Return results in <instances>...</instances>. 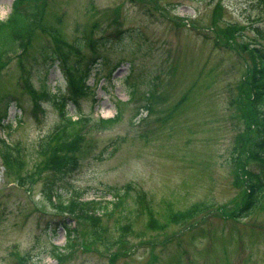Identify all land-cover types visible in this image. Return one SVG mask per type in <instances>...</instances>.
<instances>
[{"label":"rangeland","instance_id":"obj_1","mask_svg":"<svg viewBox=\"0 0 264 264\" xmlns=\"http://www.w3.org/2000/svg\"><path fill=\"white\" fill-rule=\"evenodd\" d=\"M42 11L44 30L0 66V122L12 123L0 131V264H264V191L246 206L247 178L264 175L248 100L264 1L43 0ZM84 41L65 68L85 57L93 69L67 106L83 117L72 124L44 93L68 81L41 50ZM56 192L121 202L73 218Z\"/></svg>","mask_w":264,"mask_h":264},{"label":"trees","instance_id":"obj_2","mask_svg":"<svg viewBox=\"0 0 264 264\" xmlns=\"http://www.w3.org/2000/svg\"><path fill=\"white\" fill-rule=\"evenodd\" d=\"M42 2L43 0H13L11 10L7 17L5 19H0V66L6 62L5 59L7 55L11 52H15L16 54L14 55H18L19 50L23 52L31 41L33 34L44 30L42 24ZM88 43L89 42L85 41L83 43L79 42L76 43V46L80 48ZM59 46L63 48L64 52L58 48L53 50L50 47H43L41 55L43 56L44 64H46L47 67L56 65L68 81L67 93L59 94L58 99H55L57 100L56 102L60 111L61 120L72 124L79 123L83 120L82 117L79 115L78 119L74 120L68 114L66 106L68 103L77 105V95L85 92L84 84L89 72V66L87 67L84 65L85 57H79L75 59L73 70H66L65 68L68 64L67 59H69V55L78 49H74L69 44L64 46L63 42H61ZM249 54L251 68L248 77V90H250L251 93L248 100L251 102L255 116L260 118L264 127V48L259 47L258 45L251 46L249 48ZM76 72H78V74ZM130 86L133 89V85L131 84ZM12 101L13 99L9 98L7 105ZM115 117L117 118L118 115ZM114 118L105 119L103 122L110 123L114 121ZM3 126L6 125L0 122L1 129ZM8 126L11 127V125ZM5 149H7V151L6 153H3L2 158L3 162L8 165V158L14 151H12L13 148L6 146ZM254 150L253 158L264 160V136L259 138ZM248 178L252 184L249 185L246 193V198L248 200L246 206L251 205L250 202L258 200L260 197L258 195L264 190L263 186H260L258 181H256L251 175H249ZM58 197L60 196L58 195ZM120 202L121 198L120 195H118L115 206ZM58 205L60 206L59 208L61 211L70 214L73 218L91 216L93 215L92 211L101 208L97 201H79L75 199L67 201L59 200ZM105 213L110 214L111 212L106 211ZM61 225L66 232L65 247L71 248L73 246L72 240L74 239V228L67 226L65 219L60 221L58 226ZM63 248L64 247L61 248L54 246L53 255L56 258H60Z\"/></svg>","mask_w":264,"mask_h":264}]
</instances>
